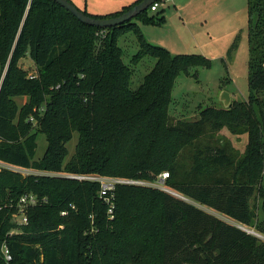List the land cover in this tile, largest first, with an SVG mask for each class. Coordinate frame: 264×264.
<instances>
[{"label":"trees","instance_id":"trees-1","mask_svg":"<svg viewBox=\"0 0 264 264\" xmlns=\"http://www.w3.org/2000/svg\"><path fill=\"white\" fill-rule=\"evenodd\" d=\"M143 1L109 15L83 12L114 18ZM248 5V99L229 109L199 106L198 119L187 121L171 115L172 90L178 77L197 78L211 61L151 44L139 23L165 21L150 17L151 7L102 29L53 0H0V162L58 174L0 170V264H264V240L246 231L264 236V0ZM129 34L139 51L127 64L118 41ZM27 57L37 74L22 67ZM145 58L155 65L133 90L134 68ZM225 129L247 136L243 153L222 139ZM39 133L48 144L42 159ZM164 172L185 200L119 185L112 219L99 183L66 176L151 183ZM30 194L40 204L27 209L25 224L16 220L18 204Z\"/></svg>","mask_w":264,"mask_h":264},{"label":"rangeland","instance_id":"rangeland-1","mask_svg":"<svg viewBox=\"0 0 264 264\" xmlns=\"http://www.w3.org/2000/svg\"><path fill=\"white\" fill-rule=\"evenodd\" d=\"M82 11L92 15H109L122 10L124 0H70ZM213 4L218 8L209 12L204 18L198 20L188 15L189 25L183 26V21H179L175 14L167 15L172 9V5L161 7L158 13L148 11L150 17L163 16L165 21L159 25H151L140 22V29L145 38L153 45L161 46L169 50L173 55H200L211 61L209 68H200L198 76L188 77L181 75L178 77L172 90L173 103L171 105V115L176 119L195 121L198 119L199 106H216L224 108L220 103L221 92L230 93L235 101H246L249 97V5L248 0H215ZM232 10L236 11L233 12ZM194 12V11H193ZM181 19V18H180ZM206 19L209 24L206 31L211 32L212 40L208 34L200 37L199 31L193 22L202 23ZM197 35L195 40L193 36ZM167 41L163 45L162 41ZM119 46L124 50V61L131 63L132 58L138 53L136 37L133 34L123 36L118 41ZM168 47V48H167ZM22 67L30 75L37 74V68L31 58L27 57L21 62ZM155 60L145 58L141 63L135 66V75L131 88L136 90L143 83L145 76L153 69ZM19 106H23L27 99L17 98ZM222 139L231 142V146L237 153H243L248 143L246 135L237 137L232 135L227 129L221 133ZM78 133L74 134L73 140L68 144L69 156L67 160L75 154L76 144L78 142ZM37 159H42L47 150V140L44 134H38ZM239 151V152H238ZM1 169V166H0ZM24 171V174L27 175ZM170 190H172L169 187ZM180 195V194H179ZM182 196V195H181ZM213 213L214 210L203 207ZM226 219L225 217H221ZM16 220L21 221L18 216ZM247 232L264 240V236L253 229H246Z\"/></svg>","mask_w":264,"mask_h":264},{"label":"built area","instance_id":"built-area-1","mask_svg":"<svg viewBox=\"0 0 264 264\" xmlns=\"http://www.w3.org/2000/svg\"><path fill=\"white\" fill-rule=\"evenodd\" d=\"M171 1L172 0L158 1L157 3H155L151 7V11L156 12V11H158V9L160 7L165 6L167 3L171 2ZM0 166H1L0 170L5 168V169H10V170L15 171V172H20L22 174H24V171L30 172V173H27V175L28 174H34L37 176H45V175H47V176H58V174H51V173H44V172H37V171H32V170L20 169V168H17V167H14V166L2 163V162H0ZM66 176L71 178V179H75V180H79V181H90V182L99 183V185H100V197L107 204L110 205L109 214H110L111 219L114 218L113 217V210L115 208L114 192L116 191V189L119 185L148 186V187L157 188V189H160L162 191L169 192V193L173 192L167 186V180L170 178V174L168 172L162 173L158 177L157 181L151 182V183L145 182L142 180L127 179V178H109V177L88 176V175H66ZM38 204H40V199L35 195H32V194L25 195L21 198L18 205H19V210H20L19 216L21 217L23 223L26 224L28 222V217L26 215L27 209L29 207L37 206ZM62 215H64V216L67 215V212H63ZM3 252H4L6 260L11 261L12 255H11V252L7 246H4Z\"/></svg>","mask_w":264,"mask_h":264},{"label":"water","instance_id":"water-1","mask_svg":"<svg viewBox=\"0 0 264 264\" xmlns=\"http://www.w3.org/2000/svg\"><path fill=\"white\" fill-rule=\"evenodd\" d=\"M53 1H55L60 6H62L63 8L68 10L70 13H72L80 22L86 25H89V26L102 28V29H108V28L121 26L127 22L132 21L133 19L137 18L141 13H143L144 11H147L150 7H152L159 0H144L140 4L134 6L132 9L127 11L126 13L118 17L108 18V19H98V18H93L91 16H88L69 0H53ZM221 94L222 95L220 98V103L223 104L224 109H229L233 103V99L230 93L226 91H222ZM171 194H173L174 196L178 198L185 200L184 197H182L181 195L175 192H171ZM248 233L253 234L251 232H248Z\"/></svg>","mask_w":264,"mask_h":264},{"label":"crops","instance_id":"crops-1","mask_svg":"<svg viewBox=\"0 0 264 264\" xmlns=\"http://www.w3.org/2000/svg\"><path fill=\"white\" fill-rule=\"evenodd\" d=\"M134 1L135 0H124L125 3H124L123 7L133 3ZM213 1H215V0H172L171 2L166 4V5H170V4L172 5V9H170V12H168L167 15L169 13H170V15L175 14V17L179 21H183V26L185 28H187V25H189V22L187 20L188 15L194 17L193 19H195L196 17L204 18L203 16H205L209 12L215 11L218 8L217 4L216 5L213 4ZM231 1L233 2V5H234V2L237 0H231ZM165 6H162V8H164ZM160 9H161V7L158 9V11H156V12L152 11V12L158 13ZM232 11L236 12L234 10H232ZM117 12H119V11H117ZM114 13H116V12H114ZM110 14H112V13H110ZM198 19L199 18H197L195 20H198ZM208 24H209V21L206 19H204L202 21V23L193 22V25H196L195 27L199 31V35L201 38H203L204 34L206 33V34H208L209 38L212 40L211 32L206 31ZM202 35H203V37H202ZM194 38H195V40H197L196 38H198V37L196 34H195V36H193V39ZM159 40L162 41V38H160ZM167 41H162L163 42L162 44L165 45V43ZM151 44H153V43H151ZM165 46H167V45H165Z\"/></svg>","mask_w":264,"mask_h":264}]
</instances>
